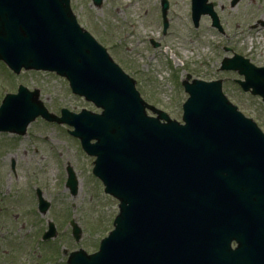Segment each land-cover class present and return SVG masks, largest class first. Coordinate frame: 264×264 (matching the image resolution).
<instances>
[{
    "label": "water",
    "instance_id": "obj_1",
    "mask_svg": "<svg viewBox=\"0 0 264 264\" xmlns=\"http://www.w3.org/2000/svg\"><path fill=\"white\" fill-rule=\"evenodd\" d=\"M0 61L15 75L55 72L102 109L98 116L62 110L58 119L37 90L22 86L0 106V132L24 135L39 116L73 127L96 158L104 192L119 201L99 251L72 253L69 264H264V135L227 102L221 82L186 76L184 125L170 120L77 25L69 0H0ZM225 62L222 70L238 71L242 89L264 100V69L243 67L238 57ZM66 187L76 194L70 169ZM38 199L45 214L49 205L39 192ZM71 226L78 241L81 231ZM55 236L50 223L43 240Z\"/></svg>",
    "mask_w": 264,
    "mask_h": 264
},
{
    "label": "rangeland",
    "instance_id": "obj_2",
    "mask_svg": "<svg viewBox=\"0 0 264 264\" xmlns=\"http://www.w3.org/2000/svg\"><path fill=\"white\" fill-rule=\"evenodd\" d=\"M125 5V0H105L100 10L88 8L80 25L136 82V90L147 104L181 122V106L187 99L181 80L186 75L205 82L222 80L228 100L264 133V103L243 94L234 85L233 81L240 79L236 74L218 70L227 54L219 48L208 50L193 40L195 35L206 32V24L202 23L199 31L194 32L186 5L176 4L178 12L183 13L181 20L175 21L177 38L161 41L157 50L148 44V39L158 33L155 16L154 20L147 19L151 24L145 30L134 33ZM115 8L125 10L126 14ZM250 46L248 41L245 50H250ZM255 58L259 65L264 63L259 51ZM5 68L0 64V102L5 94L15 93L22 85L30 91L38 90L44 107L57 116L61 109L99 113L92 104L73 96L66 81L54 74L22 72L18 76ZM69 129L38 119L29 125L23 137L0 134V264H66L71 252L95 253L100 240L112 230L118 203L103 193L102 185L91 174L94 159L82 152ZM11 161L15 163L14 174L9 173ZM68 167L78 182L75 196L65 188ZM36 190L50 204L43 217L37 212ZM71 220L82 231L78 243L71 237ZM48 222L55 225L57 237L43 243L40 238Z\"/></svg>",
    "mask_w": 264,
    "mask_h": 264
},
{
    "label": "flooded vegetation",
    "instance_id": "obj_3",
    "mask_svg": "<svg viewBox=\"0 0 264 264\" xmlns=\"http://www.w3.org/2000/svg\"><path fill=\"white\" fill-rule=\"evenodd\" d=\"M125 1L124 9L128 11V15L125 10L121 11L126 14L134 33L138 29L145 30L148 24H151L147 19L152 17L154 20L155 16L158 33L155 38L148 39L149 46L154 50L161 48V41L167 38L174 41L177 38L175 21L181 20L183 13L178 12L176 4L186 5L194 32L199 31L202 23L206 24V32L199 36L195 35L193 39L195 42L208 50L219 48L222 53L228 55L222 59H229L233 54H237L254 67H264V63L259 65L255 58L256 51L264 56V0H250L249 3L246 0H226L224 3L216 0ZM104 3L105 0H70L71 9L79 24L80 18L87 16L88 8L100 10ZM115 9L121 13L119 8ZM248 41L251 48L245 50ZM14 172L15 163L11 161L9 173Z\"/></svg>",
    "mask_w": 264,
    "mask_h": 264
}]
</instances>
